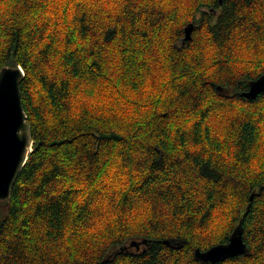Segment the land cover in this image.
<instances>
[{"label":"trees","instance_id":"16d2710c","mask_svg":"<svg viewBox=\"0 0 264 264\" xmlns=\"http://www.w3.org/2000/svg\"><path fill=\"white\" fill-rule=\"evenodd\" d=\"M7 66L33 150L0 264H264V0H0Z\"/></svg>","mask_w":264,"mask_h":264},{"label":"water","instance_id":"95a60500","mask_svg":"<svg viewBox=\"0 0 264 264\" xmlns=\"http://www.w3.org/2000/svg\"><path fill=\"white\" fill-rule=\"evenodd\" d=\"M193 27L186 29L185 40L192 39ZM22 68L3 67L0 69V202L11 198L12 190L33 150L31 127L24 111L21 82ZM264 93V76L250 84L243 97L255 100ZM253 199V196L251 197ZM147 241L132 243L139 250ZM247 250L240 228L231 235L229 242L218 245L205 253L196 255L206 262H217L229 257L243 255Z\"/></svg>","mask_w":264,"mask_h":264}]
</instances>
